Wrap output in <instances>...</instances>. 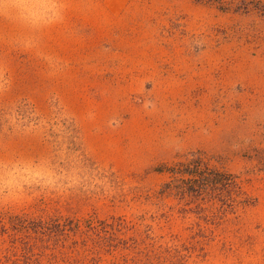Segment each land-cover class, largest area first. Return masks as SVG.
Masks as SVG:
<instances>
[{"label":"rangeland","instance_id":"1","mask_svg":"<svg viewBox=\"0 0 264 264\" xmlns=\"http://www.w3.org/2000/svg\"><path fill=\"white\" fill-rule=\"evenodd\" d=\"M262 10L0 0V258L13 216L121 218L144 253L86 264H264ZM192 162L234 187L168 192ZM74 257L44 264H85Z\"/></svg>","mask_w":264,"mask_h":264},{"label":"trees","instance_id":"2","mask_svg":"<svg viewBox=\"0 0 264 264\" xmlns=\"http://www.w3.org/2000/svg\"><path fill=\"white\" fill-rule=\"evenodd\" d=\"M261 12L264 14L263 10ZM170 173L185 176V182L183 181V186H175L174 189L171 184H167L168 192H181L183 196L190 198L201 199L208 194L228 193L234 187V181L229 175L206 170L196 162L185 164V169H170ZM10 223L13 238L5 255L0 258V264H20L21 259L25 262L23 264H44L45 260L53 259L58 254L65 256V260H72L74 255L79 254V258L88 261L97 254L113 257V252L119 248L127 252L133 250V253H144L135 241L133 244L128 243L126 236L131 227L121 218H88L79 221L68 218L23 219L13 216ZM113 248L117 249L112 250ZM131 257L133 260L135 255Z\"/></svg>","mask_w":264,"mask_h":264}]
</instances>
